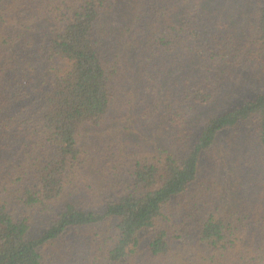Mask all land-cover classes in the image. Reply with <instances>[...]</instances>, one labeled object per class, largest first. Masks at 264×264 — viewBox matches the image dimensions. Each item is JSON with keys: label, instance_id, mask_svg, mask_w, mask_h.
I'll list each match as a JSON object with an SVG mask.
<instances>
[{"label": "trees", "instance_id": "16d2710c", "mask_svg": "<svg viewBox=\"0 0 264 264\" xmlns=\"http://www.w3.org/2000/svg\"><path fill=\"white\" fill-rule=\"evenodd\" d=\"M262 81L264 0H0V264H264Z\"/></svg>", "mask_w": 264, "mask_h": 264}, {"label": "rangeland", "instance_id": "374dc122", "mask_svg": "<svg viewBox=\"0 0 264 264\" xmlns=\"http://www.w3.org/2000/svg\"><path fill=\"white\" fill-rule=\"evenodd\" d=\"M262 91H264L263 81L260 83H251L250 88L248 90L246 89L245 91H240V92L236 91L233 95H231L232 98L230 101H228V105L224 107L223 109H220V110L217 109L218 110L217 112H221L229 106L240 104L245 99L249 97H253L257 95L258 93H261Z\"/></svg>", "mask_w": 264, "mask_h": 264}]
</instances>
